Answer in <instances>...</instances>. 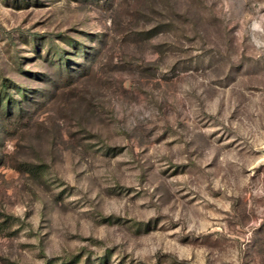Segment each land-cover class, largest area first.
<instances>
[{
    "label": "rangeland",
    "instance_id": "rangeland-1",
    "mask_svg": "<svg viewBox=\"0 0 264 264\" xmlns=\"http://www.w3.org/2000/svg\"><path fill=\"white\" fill-rule=\"evenodd\" d=\"M0 264H264V0H0Z\"/></svg>",
    "mask_w": 264,
    "mask_h": 264
}]
</instances>
